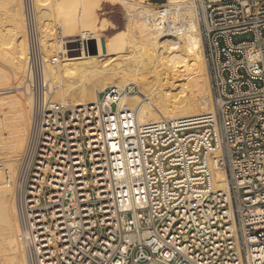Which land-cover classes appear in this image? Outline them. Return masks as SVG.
Returning a JSON list of instances; mask_svg holds the SVG:
<instances>
[{
	"label": "built area",
	"instance_id": "2783aa9c",
	"mask_svg": "<svg viewBox=\"0 0 264 264\" xmlns=\"http://www.w3.org/2000/svg\"><path fill=\"white\" fill-rule=\"evenodd\" d=\"M189 2L211 109L140 122L115 85L75 107L44 96L24 0L26 264H264V0Z\"/></svg>",
	"mask_w": 264,
	"mask_h": 264
},
{
	"label": "bare ground",
	"instance_id": "6f19581e",
	"mask_svg": "<svg viewBox=\"0 0 264 264\" xmlns=\"http://www.w3.org/2000/svg\"><path fill=\"white\" fill-rule=\"evenodd\" d=\"M9 1L12 5L6 11L10 28L7 26L6 34L0 29V57L11 60L9 65L12 67V81L6 79L5 85L11 92L24 87L30 102H25L20 92L8 97L0 95V264H26L16 201L20 193L23 194L20 168L31 123L32 95H28L31 94L29 86L24 84L27 56L23 31L24 0ZM30 1L39 35L42 37L50 30L52 33V28L46 30L48 23L42 20L39 10L42 4L47 6V1ZM116 1L127 9V30L113 33L109 38L99 33L96 24H90L100 14L88 17V14L81 13L72 19L59 20L63 36L75 33L80 37L66 47L62 37L47 41L48 44L43 42L49 49L66 52L59 65L42 55L44 96L57 99L62 106L75 107L94 102L107 87L115 85L125 92L124 100L135 109L140 122L188 117L209 111L207 70L189 0H167L163 6L149 0H111V3ZM109 4L99 9L101 13L111 10ZM90 42L96 48L95 54L87 53ZM74 48L79 51L77 56L69 54ZM111 52L115 53L110 55ZM19 55L23 56L20 58ZM6 73L8 76L9 72Z\"/></svg>",
	"mask_w": 264,
	"mask_h": 264
},
{
	"label": "rangeland",
	"instance_id": "374dc122",
	"mask_svg": "<svg viewBox=\"0 0 264 264\" xmlns=\"http://www.w3.org/2000/svg\"><path fill=\"white\" fill-rule=\"evenodd\" d=\"M46 1H47V6H44L42 4L39 7V10L41 12V15H43L42 16V20L45 21L46 24L47 23H48V25L50 24V26L47 25L45 27L46 30L48 28L47 31H49L50 30L49 28H52V33H51V30H50V32H47V33L44 32V33H46V35H44L42 37L39 35L40 36V40H41L40 44H41V49H42V55L46 56L48 58L47 60H49L50 58L52 59L53 57H56L57 61H55V63H57L58 65H59V62L64 61V57L66 55V52L63 53V51H61L60 49L59 50L58 49H49L48 46L46 44H44L43 42L46 41L45 43L48 44L47 41H50V40L56 41L57 37H62V39L65 41L64 42V46L66 47L69 44H72L73 40H77L80 37V35L75 34V33H71V34H67V35L63 36V32H62L63 28H62V25H61V23L59 21L60 19H63V20L72 19V18H74L75 16H77L79 14L81 15V13H83L84 15L88 14V17L97 16L98 14H100L99 18L97 16L96 20L95 21L93 20L94 22L92 21L90 24H96L97 27H98L96 29L99 30V33H102V35L105 38L111 37V35L113 33L124 32L125 30H127V28H126V23H127V20H128L127 19L128 18V13H126L127 9H126L125 6H124L125 8L122 7V5H120L119 2H117V1H116V3L115 2L111 3V0H107V1L106 0L105 1L104 0H46ZM149 1L159 4L158 6H163L164 3H167V0H149ZM0 2L2 3V4H0V14H2V12H3L2 16L0 15L1 16L0 17V29L4 30V33L6 34V32H8V30L10 28L9 22H7L8 21V15L7 14H9V13L6 10H9V6L12 5V4H11L10 1L7 2V0H0ZM6 2L8 4H6ZM14 2L12 0V3H14ZM3 4H6V5L4 6ZM108 4L111 5V10L108 13H105V12L101 13V10H99V9H102L103 6L104 7L106 5L108 6ZM1 7H2V9H1ZM1 10H3V11H1ZM22 12H23V17H24V8H22ZM95 12H96V15H95ZM90 15H92V16H90ZM6 18H7V20H6ZM46 24H44V26ZM24 28H23V31L25 32ZM105 30H109V32H104ZM24 37H25V34H24ZM18 38L19 39L21 38V34L19 35V33H18ZM25 40H26V37H25ZM44 48H45V51L47 50L46 53L44 51ZM68 49H69V47H68ZM51 50H52V52H51ZM26 51H27V43H26ZM114 53L115 52H113V53L111 52L110 55H112ZM69 54L77 56L79 54V51L75 50V48H74V50L71 51V53H69ZM16 56H18V54ZM19 56L21 58V56H23V55H19ZM26 57H25V60L27 61ZM4 58L5 57H3V56L0 57V68H2V70H3V72L0 73V78L2 76L4 77V78L2 77L0 79V81H2V80L5 81L6 79H7L6 81H12V78H11L12 67L10 66L11 65L10 64L11 60L9 61V60L4 59ZM3 59L5 61H7V62H5ZM26 61H25V64H24L25 65L24 66V75H25L24 76V79H25L24 80V84L27 85V75L25 73V71H26ZM6 72H9L8 76H6V74H7ZM7 77L10 78V79L8 80ZM4 81H2L0 83V85H1L0 86L1 87V90H0L1 94L0 95L1 96L8 97V95L16 94L15 92H20V94L22 93L21 96H23V99L25 97V99H26V100L24 99L25 102H28V101L30 102L29 96L25 95L26 92L24 91V87L21 86L18 91L11 92V90L7 87V85H5V84H7V82L6 81L4 82ZM27 88H28V86H27ZM22 90L24 91V93H23ZM28 92H30V91H28ZM28 95H31V94L28 93ZM52 100L55 101V102L58 101L57 99L55 100V98H53ZM3 108H4V110H6L7 106L5 105V107L3 106ZM30 109H31V106H30ZM29 115H30V113H29ZM29 120H30V116H29ZM28 129H29V124H28ZM2 173H3L4 176L6 175L5 170L2 171Z\"/></svg>",
	"mask_w": 264,
	"mask_h": 264
},
{
	"label": "water",
	"instance_id": "95a60500",
	"mask_svg": "<svg viewBox=\"0 0 264 264\" xmlns=\"http://www.w3.org/2000/svg\"><path fill=\"white\" fill-rule=\"evenodd\" d=\"M96 48L93 46L92 42H90V45L88 46L87 53L89 54H95Z\"/></svg>",
	"mask_w": 264,
	"mask_h": 264
}]
</instances>
